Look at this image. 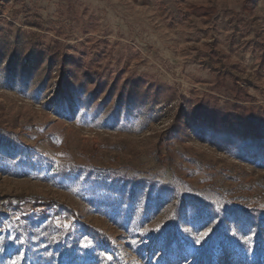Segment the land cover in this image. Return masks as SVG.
<instances>
[{"label": "rangeland", "instance_id": "rangeland-1", "mask_svg": "<svg viewBox=\"0 0 264 264\" xmlns=\"http://www.w3.org/2000/svg\"><path fill=\"white\" fill-rule=\"evenodd\" d=\"M251 108L263 118L264 0H0V197L60 205L0 201V264H29L48 222L102 230L129 264L202 248L264 264Z\"/></svg>", "mask_w": 264, "mask_h": 264}, {"label": "trees", "instance_id": "trees-1", "mask_svg": "<svg viewBox=\"0 0 264 264\" xmlns=\"http://www.w3.org/2000/svg\"><path fill=\"white\" fill-rule=\"evenodd\" d=\"M63 68H67V64L73 60L69 56H65ZM11 70V68H7ZM6 81L10 74H6ZM60 87H64L63 80L58 82ZM246 113V112H245ZM250 114H243L248 118L249 124L258 121H264L263 118H259L257 115H253L252 108L249 110ZM175 138V134L171 130H167L164 134H161L158 138V158L160 162L174 163L175 152L171 147H168L166 152L162 151V147L165 143L170 142L171 138ZM259 139L261 144L264 145V132L259 133ZM230 149V146H227ZM262 153H257L256 159L260 160ZM264 155V152H263ZM130 179V178H129ZM163 187L165 184H162ZM14 200L16 203L14 206V212H21L25 206H29L31 210L36 208H42V215H46L49 210L54 209L59 212L60 205L54 200H47L41 197H29L25 194L5 195L0 197V201ZM33 234L36 235V239H27L25 245H27V256L29 264H129L122 260L120 257L114 254L113 250H110V236L102 230L90 226H77L72 225L68 228L58 227L54 225V222H48L41 227L40 231ZM31 237V236H30ZM172 239L166 240V246H170ZM158 245V244H157ZM158 247V246H156ZM220 264H231L230 253L223 252L219 256ZM193 264H215L213 254L206 249H200L197 251V255L194 256ZM24 260L23 264H27Z\"/></svg>", "mask_w": 264, "mask_h": 264}, {"label": "snow or ice", "instance_id": "snow-or-ice-1", "mask_svg": "<svg viewBox=\"0 0 264 264\" xmlns=\"http://www.w3.org/2000/svg\"><path fill=\"white\" fill-rule=\"evenodd\" d=\"M205 235H206V233H205Z\"/></svg>", "mask_w": 264, "mask_h": 264}]
</instances>
